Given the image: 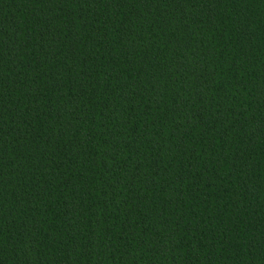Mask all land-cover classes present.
<instances>
[{"label": "trees", "instance_id": "1", "mask_svg": "<svg viewBox=\"0 0 264 264\" xmlns=\"http://www.w3.org/2000/svg\"><path fill=\"white\" fill-rule=\"evenodd\" d=\"M0 264H264V0H0Z\"/></svg>", "mask_w": 264, "mask_h": 264}]
</instances>
